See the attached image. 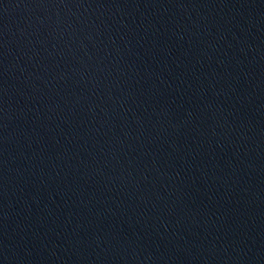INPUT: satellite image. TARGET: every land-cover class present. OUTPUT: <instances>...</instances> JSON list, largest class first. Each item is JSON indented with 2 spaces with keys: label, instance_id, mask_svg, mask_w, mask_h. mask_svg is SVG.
Listing matches in <instances>:
<instances>
[{
  "label": "water",
  "instance_id": "95a60500",
  "mask_svg": "<svg viewBox=\"0 0 264 264\" xmlns=\"http://www.w3.org/2000/svg\"><path fill=\"white\" fill-rule=\"evenodd\" d=\"M0 264H264V0H124L1 76Z\"/></svg>",
  "mask_w": 264,
  "mask_h": 264
}]
</instances>
